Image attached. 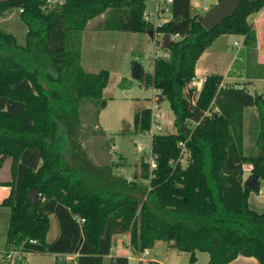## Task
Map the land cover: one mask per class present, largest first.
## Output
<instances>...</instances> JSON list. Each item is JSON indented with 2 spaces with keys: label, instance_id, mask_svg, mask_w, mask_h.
Returning a JSON list of instances; mask_svg holds the SVG:
<instances>
[{
  "label": "trees",
  "instance_id": "obj_1",
  "mask_svg": "<svg viewBox=\"0 0 264 264\" xmlns=\"http://www.w3.org/2000/svg\"><path fill=\"white\" fill-rule=\"evenodd\" d=\"M146 1L0 0V15L20 11L28 28L25 46L0 29V167L13 160L11 194L2 203L11 209L7 246L20 254L78 255L75 264H104L114 237L130 234L134 255L163 241L174 242L172 248L193 263L207 253L209 264L240 256L264 264V213L250 205L264 181V96L226 85L221 75L207 77L199 93L191 88L197 62L221 36H241L244 48L255 47L248 20L264 9V0H243L213 31L192 14L191 0H174L171 20L156 27L145 19ZM101 16L102 31L177 36L165 48L168 57L155 58L154 71L142 70L138 79L170 101L177 132L155 137L156 168L143 161L141 175L130 181L112 166L93 163L80 140L84 102L93 101L99 113L107 105L110 72L89 73L81 64L83 34ZM248 108L257 112L256 154L244 147ZM134 125L137 133H149L150 109L137 113ZM180 143L189 153L187 168ZM246 165L252 168L247 180ZM32 190L37 204L30 201ZM51 216L60 236L48 243ZM9 250L0 253V264H22Z\"/></svg>",
  "mask_w": 264,
  "mask_h": 264
},
{
  "label": "rangeland",
  "instance_id": "obj_2",
  "mask_svg": "<svg viewBox=\"0 0 264 264\" xmlns=\"http://www.w3.org/2000/svg\"><path fill=\"white\" fill-rule=\"evenodd\" d=\"M52 2H62V0H52ZM204 2L206 4L214 3L206 0ZM165 7L164 0H147V10L153 12L155 16L157 8L163 9ZM167 13L165 14H170L169 12ZM102 20L103 22L99 23V25L104 23L105 18H102ZM164 20L165 18H160L158 22L161 23ZM97 26H95V29ZM0 29L15 36L18 44L25 46L28 28L20 19V11L0 15ZM232 36L230 38H222L220 43L224 50L227 48L233 55H236L237 50H235L236 46H234V43H241L242 37ZM162 37V35H155L154 38H151L148 34L128 32L116 33L109 31L105 33L98 30L95 35H92V33L87 34L82 46L83 69L86 72L95 74L102 70L109 71L110 86L104 96L107 100V105L100 113L93 101L84 102L81 108L83 123L81 143L93 163L112 166L113 173L116 176H121L128 180H133L135 175H141V164L143 161L150 164L151 169L154 164L156 165L155 157L152 154L155 138L148 132L143 134L136 132L134 121L137 113L144 109L155 107V110L162 112L161 131L157 132L156 130V136H165L177 132L175 115L170 101L164 99L160 103H156L154 101V89L146 87L139 80H135L132 74L136 63L142 65L145 73L154 71L155 58L163 57L166 54L165 48L162 47L164 42ZM249 70L253 72V75H259L264 78V69L251 66ZM245 82H248V78L242 81V83ZM191 88L198 89L196 86ZM197 92L199 93L198 90ZM251 93H259L264 96V80H255L251 84ZM256 116L255 108L246 109L244 116V137L248 138V145L245 147L246 154L258 153L256 146ZM98 122L103 127L105 136L101 129L97 128L99 126ZM195 126L194 123L189 124L192 129ZM182 153L181 164L184 168H187L189 165V153L185 149H183ZM247 166H245L246 169H248ZM250 172H245V180L248 179ZM5 175L6 172L4 171V177ZM143 183L148 184L147 181H143ZM255 195L259 196L258 194ZM262 195H264V191H262ZM258 201L261 205L264 204L263 197H258ZM261 205L256 209L261 208ZM52 220L56 225V220L54 218ZM52 237H54L53 234L49 238L52 239ZM15 252L14 249H11L8 255L12 258L17 254ZM128 252L129 249L119 250L115 244L112 253L104 258V264H110L111 255H124L128 254ZM150 258L164 264H194L190 261L189 255L168 251L165 242L156 244ZM18 259L23 264V259L21 257ZM16 260L17 258H14L13 262H16ZM37 261L40 264H55V257H43V262L37 257H33L28 264H37ZM72 261L71 258L61 260L63 264H73ZM130 264L133 263L130 262ZM197 264H208V254H201Z\"/></svg>",
  "mask_w": 264,
  "mask_h": 264
},
{
  "label": "crops",
  "instance_id": "obj_3",
  "mask_svg": "<svg viewBox=\"0 0 264 264\" xmlns=\"http://www.w3.org/2000/svg\"><path fill=\"white\" fill-rule=\"evenodd\" d=\"M206 1L214 2V3L206 4L204 2V0H191L192 14L201 16V18H202L207 14V12L212 7H214L218 3L217 0H206ZM146 6H147V1H146ZM159 17L164 18V17H166V15L165 16L159 15ZM102 18L106 19L105 16H101V17H98V18L89 22L87 29L83 34L82 46L84 44V40L86 39L85 36L87 34L92 33V35H95V32L99 30L98 27L101 25V24L99 25V23L103 22ZM168 18L170 19V17H168ZM151 20L153 22L159 24L157 19L155 20V18L152 17ZM248 21L253 26L254 30L256 31L257 43H256L255 47L254 48H243V50H241V52H240V59L237 60V58H236L237 54L233 55L232 52L230 50H228L227 48H226V50H224L223 49L224 47L221 46V43H220L222 38H225V37L230 38L233 36L232 35L221 36L201 56V58L197 62L196 79H195V82L191 85V87L196 86L198 88L197 90L200 92L201 88L203 86V83L207 77H209L211 75H221L224 77V84L229 85V86L239 87V88H246L247 91L249 93H251V84L255 80H264V78L262 76L253 75V72L249 70L251 68V66L252 67L255 66L258 69H264V9L262 11H260L259 13L254 14L251 17H249ZM96 25H98V26L95 29ZM100 31H102V30H100ZM103 32L107 33L109 31H103ZM112 32L119 33L117 31H112ZM242 42H244L243 37H242L241 43ZM235 43H234V46H235ZM235 50H236V47H235ZM82 61H83V56H82V49H81V64H82ZM150 73H152V72H150ZM245 78H248V82L242 83V81H244ZM109 86H110V84H109ZM109 86H108V88H109ZM108 88L106 90H108ZM152 89H154V88H152ZM106 90L104 91V96L106 95V93H105ZM154 91H155L154 97H155V100L156 99L158 100V103H160L161 101L166 99L164 97H160V95H159L160 92L158 90L154 89ZM251 94H253V93H251ZM97 128L101 129L102 133L105 136L103 127L100 125V123H99V126H97ZM244 141H245L244 147H246V145H248V138L244 137ZM0 159H1V156H0ZM12 165H13V160L7 159V160H5L4 164L0 167V253H4L8 249H10V250L13 249L12 247L8 248V246H7V235H8V231H9V227H10L11 209L8 207L2 206L3 201L6 198H8L11 194V188L7 185L12 182V178H13L12 177V171H11ZM247 167L250 168L251 166L248 165ZM245 170H246V168H245ZM4 171L6 172L5 177H4ZM262 191H264L263 182H262V186H261V191L258 194L259 196H256L254 193L250 196L251 207L260 213H264V204L261 205L258 201V197L264 198V195H262ZM259 205H261V208H259L257 210L256 208ZM53 218L57 222V219L54 216L50 217L51 229H50V232L47 236L48 243H53L60 236L59 224L57 222V224L55 225L53 220H52ZM51 234H53V236H54V237H52V239L49 238ZM130 240H131L130 234H120V235H116L114 237V245L116 244L117 247L119 248V250H124V249L128 250L129 249V252H128V254L126 253L124 255H116V256L111 255L110 264L112 263L113 259L118 258V257L128 258L129 264H130V262H132L133 264H153L154 262L159 263V264H164L162 262H159V261H156V260L150 258L153 254V248H155L156 244H158L159 242H163V241L156 242L155 246L152 249H148L149 254L147 256H144L143 254L134 255L132 253V251L130 249ZM165 243L167 245L168 251H171L173 253H178V254L180 253V254L189 255L187 253H181V252L177 251L176 249L172 248V246H173L172 243L171 244H168L167 242H165ZM15 253H17L18 255L15 254V256L16 255L17 256L16 257L14 256L12 258L21 257L23 259V264H28V262L30 263V260L33 257H37V259H39V260H41V262H43V257H48V256L55 257V264L57 263L58 260L61 261L62 259H65V258H71L73 260L72 261L73 264H75L76 259L78 257V255H55V254H41V253H29V254L23 253V254H20V253H18V251H16ZM111 253H112V251H111ZM201 254H203V253L197 254L196 262L194 264L198 263ZM133 258H137V259L141 258V260L135 261V260H133ZM189 258H190V255H189ZM209 261H210V257L208 255V264H209ZM37 264H40L39 261H37ZM230 264H259V263L255 258L240 256Z\"/></svg>",
  "mask_w": 264,
  "mask_h": 264
},
{
  "label": "water",
  "instance_id": "obj_4",
  "mask_svg": "<svg viewBox=\"0 0 264 264\" xmlns=\"http://www.w3.org/2000/svg\"><path fill=\"white\" fill-rule=\"evenodd\" d=\"M218 3L212 7L207 14L201 18V23L204 26V28L208 31L215 30L219 25L222 24V22L231 17L235 12L238 6H240L243 2V0H217ZM149 36L151 38H154V34L151 32L149 33ZM172 45V41L167 36L164 39L163 47L169 48ZM143 67L141 64L136 63L133 68V77L135 80H138L141 73H142ZM191 131H187V134L190 135ZM248 185L250 187L253 186V181L250 180L248 182ZM30 201L32 204H37L39 201V194L36 190H32L30 192ZM174 244V242H171Z\"/></svg>",
  "mask_w": 264,
  "mask_h": 264
},
{
  "label": "built area",
  "instance_id": "obj_5",
  "mask_svg": "<svg viewBox=\"0 0 264 264\" xmlns=\"http://www.w3.org/2000/svg\"><path fill=\"white\" fill-rule=\"evenodd\" d=\"M164 2H165V4H166V7L165 8H163V9H160V8H157L156 9V16L153 14V12H149V11H147L146 10V12H145V19L148 21V22H151V23H153L156 27H158V26H162L164 23H167V22H169L170 20H171V18H172V12H171V8H172V5H173V2H174V0H164ZM167 12H169L170 14L169 15H167L168 13ZM162 13V14H161ZM165 13H167V14H165ZM159 15H161V16H165L166 15V17H164L165 18V22L163 21V22H159V24H157V23H155V22H153L151 19H152V17L153 18H155V20L157 19V21H158V19H160V17H159ZM168 17H170V19L168 18ZM162 18V17H161ZM169 19V20H168ZM156 21V22H157ZM163 38V37H162ZM175 39H177V36H172L171 37V40H175ZM164 41V40H163ZM159 44H160V42H159ZM235 46L237 47L236 48V50H237V60L238 59H240V52H241V50H243V48H244V42H242V43H238V42H236L235 43ZM168 57V54L166 53L163 57H157V58H167ZM156 103H158V100L156 99V100H154ZM155 107H151V108H149L150 109V111L152 112V128H151V130L149 131V133L150 134H152V136L155 138L156 137V130H157V132H160L161 131V118H162V112L160 111V110H155L154 109ZM179 146L182 148V149H185V145L183 144V143H180L179 144ZM154 168H156V165L154 164L153 166H152V169H154ZM251 167L250 168H248V169H246L245 170V168H244V170L245 171H251ZM143 255H145V256H147L148 254H149V250L147 249L146 251H144L143 253H142ZM9 258H11V256L9 255ZM133 260H141V258L140 259H137V258H133Z\"/></svg>",
  "mask_w": 264,
  "mask_h": 264
}]
</instances>
